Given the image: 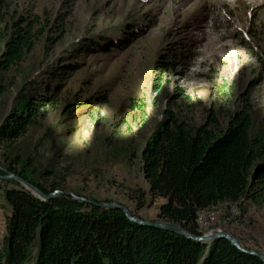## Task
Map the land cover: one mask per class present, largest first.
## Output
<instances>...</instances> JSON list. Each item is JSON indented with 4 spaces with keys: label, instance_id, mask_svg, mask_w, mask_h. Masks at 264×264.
Wrapping results in <instances>:
<instances>
[{
    "label": "rangeland",
    "instance_id": "374dc122",
    "mask_svg": "<svg viewBox=\"0 0 264 264\" xmlns=\"http://www.w3.org/2000/svg\"><path fill=\"white\" fill-rule=\"evenodd\" d=\"M3 6L2 34L25 19L36 37L22 61L0 71V124L28 98L54 100L26 134L0 147V175L9 171L46 194L118 203L155 221L164 199L149 194L141 153L166 112L218 133L230 115L248 111L252 137L264 140V0H4ZM20 187L0 180L5 221L4 190ZM263 187L204 211L199 230L210 229L208 217L239 212L226 231L246 249L264 252ZM63 197L75 201L54 198Z\"/></svg>",
    "mask_w": 264,
    "mask_h": 264
},
{
    "label": "trees",
    "instance_id": "16d2710c",
    "mask_svg": "<svg viewBox=\"0 0 264 264\" xmlns=\"http://www.w3.org/2000/svg\"><path fill=\"white\" fill-rule=\"evenodd\" d=\"M34 26L21 19L12 24L9 34L0 30V71H8L33 49ZM53 100L40 95L14 108L0 124V147L26 134ZM166 113L143 147L142 172L149 194L164 199L159 219L201 236L199 212L238 203L250 197L256 184L264 186V140L252 137L248 111L230 115L227 127L218 133ZM4 198L10 215L0 264H263L225 239L190 240L136 224L120 210L100 209L68 197L44 202L23 187L6 188Z\"/></svg>",
    "mask_w": 264,
    "mask_h": 264
},
{
    "label": "water",
    "instance_id": "95a60500",
    "mask_svg": "<svg viewBox=\"0 0 264 264\" xmlns=\"http://www.w3.org/2000/svg\"><path fill=\"white\" fill-rule=\"evenodd\" d=\"M4 172H5V175H3V176L0 175V180H3V181L9 180V179L16 180L17 182H19L21 184V186L25 190L30 191L33 196H35L36 198H38L41 201L45 202V201L51 200L57 194L65 195V196H69V197L73 198L77 202H81V203H84L86 205H90V206L97 207L100 209L120 210L123 212V214L126 216V218L128 220H130L136 224H139L142 226H147V227H152V228H156V229H160V230H165V231H169V232H173L175 234L184 236L190 240L198 241L201 243H210V242L217 240V239H225L228 242H230L233 246H235L238 250H240L241 252L258 258L264 264V252L246 249L234 235H232L228 232H216V233H209V234H203L201 236H196L178 224H174V223L164 221L161 219L155 220V221H149V220H143V219H140L138 217H135L129 213V210L126 206L118 204V203L98 202V201H95L92 199L84 198L82 196H77L76 194L69 192V191H64V192L53 191L50 194H46L42 190H40L36 185L22 179L21 177L16 176L13 173L6 171V170H4Z\"/></svg>",
    "mask_w": 264,
    "mask_h": 264
},
{
    "label": "built area",
    "instance_id": "2783aa9c",
    "mask_svg": "<svg viewBox=\"0 0 264 264\" xmlns=\"http://www.w3.org/2000/svg\"><path fill=\"white\" fill-rule=\"evenodd\" d=\"M239 217V212L237 214L226 216L224 218H216L215 215L208 217L206 218V222H210V229H205V234L227 232L226 229L233 225V220L239 219Z\"/></svg>",
    "mask_w": 264,
    "mask_h": 264
},
{
    "label": "crops",
    "instance_id": "0c3cea01",
    "mask_svg": "<svg viewBox=\"0 0 264 264\" xmlns=\"http://www.w3.org/2000/svg\"><path fill=\"white\" fill-rule=\"evenodd\" d=\"M4 215L2 211L0 210V241L3 236L6 234V223H5Z\"/></svg>",
    "mask_w": 264,
    "mask_h": 264
},
{
    "label": "bare ground",
    "instance_id": "6f19581e",
    "mask_svg": "<svg viewBox=\"0 0 264 264\" xmlns=\"http://www.w3.org/2000/svg\"><path fill=\"white\" fill-rule=\"evenodd\" d=\"M204 211H201V212H199L198 213V221H199V219H201V217H203L204 216ZM205 217V216H204ZM200 223V222H199ZM234 223V222H233ZM200 225V224H199Z\"/></svg>",
    "mask_w": 264,
    "mask_h": 264
}]
</instances>
